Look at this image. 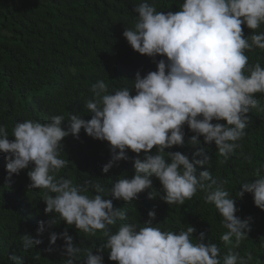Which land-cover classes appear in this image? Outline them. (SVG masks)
<instances>
[{"label": "clouds", "instance_id": "9594fccd", "mask_svg": "<svg viewBox=\"0 0 264 264\" xmlns=\"http://www.w3.org/2000/svg\"><path fill=\"white\" fill-rule=\"evenodd\" d=\"M133 11L137 14L134 27H126L123 36L134 51L152 58L155 71L141 75L138 70L130 86L112 91L105 80L98 79L90 87L91 97L83 101V113L90 114V119L77 112L67 119L54 114L45 123L17 121L11 135L0 125L6 179L29 169V187L42 192L44 212L49 216L39 222L37 238L22 236L23 248L28 251L44 243L47 231L45 251H56L57 240H63L64 264H104L100 253L105 249L108 258L118 264H252L251 252L241 255L236 251L248 238L251 219L236 215V198L251 193L254 204L264 210V166L232 196L223 187L227 181L213 178L209 170L212 156L205 144L214 142L224 158L220 163H226L246 136L248 114L259 107L255 94H264V66L249 63L246 53L264 50V0H182L178 11L167 12L157 11L154 2L141 0ZM242 25L252 33L246 36ZM157 56L161 58L157 60ZM185 125L194 133L187 140ZM82 129L90 137L108 142L111 158L102 167L104 173L129 159V150L137 154L133 176L113 181L108 195L96 178L77 184L59 175L68 166V161L60 158L64 138L72 135L79 139ZM186 143L196 148L191 157L181 151H166ZM197 165L208 168L197 171ZM153 177L159 179L162 190H154ZM145 191L150 199L159 197L169 206L184 205L198 191L205 192L206 202L215 205L227 230L220 237L231 245L227 253L221 255L219 245L205 232L194 243L193 226L179 232L154 227L158 224L154 223L155 209L148 211L143 227L128 222V213L114 207L113 201L130 204ZM62 221L88 238L99 233L103 245L85 249L75 244L67 228L60 233L50 231ZM8 261L25 264L24 256L14 252Z\"/></svg>", "mask_w": 264, "mask_h": 264}, {"label": "trees", "instance_id": "16d2710c", "mask_svg": "<svg viewBox=\"0 0 264 264\" xmlns=\"http://www.w3.org/2000/svg\"><path fill=\"white\" fill-rule=\"evenodd\" d=\"M139 2L141 0H0V125H5L11 135L17 121L32 119L45 123L54 114H62L66 119L72 113L83 115V101L91 97L90 87L98 79L105 80L112 91L125 84L130 86L138 70L141 75L155 71L156 63L152 58L134 51L123 36L126 27H134L137 14L133 7ZM153 2L157 11L167 12L178 11L182 0H149V3ZM242 27L246 36L253 31ZM246 54L249 63L259 62L264 66V50L256 48ZM160 58L156 57L157 60ZM132 94L135 95L134 90ZM255 95L259 107L248 114L246 136L239 141L241 147L226 163H220L224 158L219 155L214 142L205 144L206 151L212 156L209 170L213 178L218 182L227 181L223 187L232 196H236L242 184L254 179L257 169L264 166V94ZM83 118L90 119L91 115L84 114ZM64 126L67 127V121ZM185 133L186 140L194 135L187 125ZM200 139L203 144V137ZM63 144L60 158L67 160L68 166L62 168L59 175L73 179L74 183L82 184L85 178H96L108 195L107 189L113 181L125 175L131 178L134 174L137 154L131 150L129 159L120 161L104 173L102 167L111 158L108 142L90 137L83 129L79 139L69 135ZM195 150L187 143L166 149L181 151L189 157ZM6 163L5 154L0 153V264H10L8 255L13 252L24 256L25 264H64L63 240H57L56 251H45L49 244L47 231L43 235L44 243L24 250L22 236L31 234L37 238L39 222L49 216L44 212L46 203L42 192L29 187V169L22 170L19 175L13 174L9 181ZM196 167L197 171L208 168L207 165ZM153 187L162 190L158 178L153 177ZM87 194L93 195L92 192ZM113 203L114 207L124 208L128 213V222H135L140 227L149 219L148 211L155 209L154 223L158 224L154 227L179 232L193 226L196 229L192 237L194 243L196 237L205 232L206 237L219 245L221 255L231 247L220 240L227 230L215 205L206 202L203 191H198L191 200L179 206H169L159 197L150 199L148 191L140 193L139 199L130 204L123 200ZM236 205L239 209L236 215L241 219L251 218L248 238L236 251L241 255L251 252L252 264H264V210L254 204L251 193L236 198ZM65 228L75 244L82 248L104 243L99 233L97 237L88 238L63 221L50 231L60 233ZM93 252L96 254V249ZM100 254L104 264H118L108 258L107 249ZM37 255L39 260H33ZM83 255L82 252L81 258Z\"/></svg>", "mask_w": 264, "mask_h": 264}]
</instances>
